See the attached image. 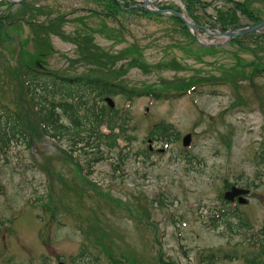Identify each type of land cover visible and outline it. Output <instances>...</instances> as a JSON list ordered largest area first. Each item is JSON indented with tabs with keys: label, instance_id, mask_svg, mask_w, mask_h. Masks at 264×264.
Segmentation results:
<instances>
[{
	"label": "rangeland",
	"instance_id": "1",
	"mask_svg": "<svg viewBox=\"0 0 264 264\" xmlns=\"http://www.w3.org/2000/svg\"><path fill=\"white\" fill-rule=\"evenodd\" d=\"M27 1L33 9L0 4L7 23L0 25V120L12 112L36 128L28 145L1 128L0 264H264V166L257 158L264 157V67L253 73L264 66V39L248 34L236 46L197 31V43L168 17L114 9L107 0ZM243 1L200 0L192 14L214 25ZM252 8L264 19L262 2ZM233 14L237 25L251 23ZM210 43L220 45L201 46ZM17 44L22 63L37 70L66 77L94 70L135 88L129 99L108 96L129 141L118 137L97 153L70 146L69 136L42 135L41 109L26 102L8 72ZM81 47L107 60L85 63ZM189 81L197 83L188 92L164 87ZM147 86L160 90L154 95ZM160 124L167 134L151 136ZM229 184L248 190L244 201L223 202ZM221 206L235 216L213 220Z\"/></svg>",
	"mask_w": 264,
	"mask_h": 264
},
{
	"label": "trees",
	"instance_id": "2",
	"mask_svg": "<svg viewBox=\"0 0 264 264\" xmlns=\"http://www.w3.org/2000/svg\"><path fill=\"white\" fill-rule=\"evenodd\" d=\"M224 1L229 3L232 0ZM107 2H109L111 7L119 10H124L128 6V4L125 3V5L123 4L121 6L116 0H107ZM184 2L186 3L188 14L192 20L197 23V18L193 16L192 12L195 7L199 8V3H201L200 0H184ZM253 2H262V6H264V0L233 2L234 9L231 12V15L227 16L225 14L223 17L218 14L217 17L213 19L214 27L218 26L222 31L240 27L234 19L233 12L236 10H239L240 13L251 22V24L260 22L262 19L257 16L258 11L252 8ZM0 4L6 3L2 2ZM20 5L24 8L33 9L31 5L24 2H21ZM35 10L37 11V9ZM129 11L133 13L138 12L142 16L160 17L137 8H130ZM168 18L178 23L184 34L191 38L178 20L173 17ZM1 24L3 25L2 21H0V25ZM54 25L55 20H50L48 27L53 28ZM39 29L42 31L43 27L41 26ZM259 37L264 39L262 36ZM85 41L87 45H89L87 42L88 40L86 39ZM191 41L193 42L192 38ZM241 42L242 41H239L238 38L229 43H234L238 46L241 45ZM43 50L45 51L46 47ZM81 53L83 54V57L81 58L83 62L92 63V65H96L97 67L103 66L100 62L102 59L107 60L106 55L92 51L90 48L81 47ZM257 67L258 66H254L255 70H253V73L260 71L259 69L264 66ZM230 70L227 72L229 73ZM8 72H11L10 74L13 75L15 79H19L18 81L23 93V95L22 93L21 95L23 98L25 97L24 99L26 102L33 107H38V110L41 109L42 113L37 112L36 119L37 122H39L40 133L42 135L48 136L49 134V137L52 138L69 136L71 138L70 146H74L73 144H82L83 147L90 150L94 149L97 153L100 145L109 149L115 147V141L118 137H124V140H129L126 136H119L114 133L115 130H117L118 133L124 131V123L120 121L122 120V117L118 116L119 114L117 113V110L96 105L97 101H102L105 96L121 95L124 98L129 99L133 97V93L137 92L134 90L135 88H130L122 83L111 81L109 78H105V76L100 75L99 72L94 70H89L84 75L70 77L60 76L55 72H43L42 70H37L34 63L23 64L19 59V55L16 65L10 68ZM194 83L197 82L189 81L188 83H172L164 87L173 90H186L190 89L189 87L194 85ZM143 89L145 92L153 93L154 95L155 91L160 90H154L148 86L143 87ZM17 101H21V97H18ZM4 119L5 120L3 121L0 120V142L3 146L7 139L4 138L5 133L1 132V128L9 129L10 137H21L24 140V143L28 145L31 133L35 132L36 128H30V124L25 121L24 126L22 121H20V117L12 112L6 114ZM62 119L66 120V125L62 124ZM101 126L107 128V135L104 136L98 131ZM154 131L156 135H159L165 134L166 129L157 127ZM0 147L2 146L0 145ZM245 261L247 260L245 259Z\"/></svg>",
	"mask_w": 264,
	"mask_h": 264
},
{
	"label": "water",
	"instance_id": "3",
	"mask_svg": "<svg viewBox=\"0 0 264 264\" xmlns=\"http://www.w3.org/2000/svg\"><path fill=\"white\" fill-rule=\"evenodd\" d=\"M8 3H18L20 2V0H5ZM160 1V0H141V6L143 8L144 11H148V12H153L155 14H159V15H171L173 17H175L176 19H178L190 32V34L193 36V38H195V41L198 43L197 41V34L196 31L199 29V27L195 24H193L189 18L186 17L184 9L180 8L181 10V14L172 10H158L155 8L156 3ZM180 2L181 5H184L183 2L181 0H178ZM152 9H151V8ZM205 33L210 36V37H214V38H221L223 39V42H221V44L226 43L227 41H230L238 36L241 35H245L248 33H261L262 30L264 29V21H262L261 23L257 24V25H250V26H246V27H242V28H237V29H233L232 31H226V32H221L219 29H217V31L214 33L212 32H207L206 28H202ZM220 44L218 43H210L207 45H203L201 44V46L203 47H214V46H218ZM106 103L112 107V103L108 100L105 99ZM189 143V136H185L182 139V145L186 146ZM244 194V191L242 190H237L235 188H231L230 191L226 192L224 194V198L227 200H231L234 196L237 195H242ZM239 201H241L239 199Z\"/></svg>",
	"mask_w": 264,
	"mask_h": 264
}]
</instances>
